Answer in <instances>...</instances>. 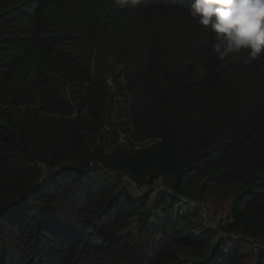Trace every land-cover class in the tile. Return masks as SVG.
<instances>
[{
	"label": "trees",
	"instance_id": "1",
	"mask_svg": "<svg viewBox=\"0 0 264 264\" xmlns=\"http://www.w3.org/2000/svg\"><path fill=\"white\" fill-rule=\"evenodd\" d=\"M214 42L191 0H0V264H264V56Z\"/></svg>",
	"mask_w": 264,
	"mask_h": 264
},
{
	"label": "clouds",
	"instance_id": "2",
	"mask_svg": "<svg viewBox=\"0 0 264 264\" xmlns=\"http://www.w3.org/2000/svg\"><path fill=\"white\" fill-rule=\"evenodd\" d=\"M135 7L142 0H115ZM191 15L214 34L212 49L220 61L247 53L264 56V0H191Z\"/></svg>",
	"mask_w": 264,
	"mask_h": 264
},
{
	"label": "rangeland",
	"instance_id": "3",
	"mask_svg": "<svg viewBox=\"0 0 264 264\" xmlns=\"http://www.w3.org/2000/svg\"><path fill=\"white\" fill-rule=\"evenodd\" d=\"M125 135L121 136V141L125 140ZM132 190H137L139 194L147 191V187L143 186L141 188H137L135 184L131 185ZM137 188V189H136ZM161 189H158V191ZM233 197L229 194L221 192V194L217 197L212 195H207L203 209L201 210L203 224L207 227L211 228H219L222 224H226L230 221V210L232 204ZM197 209V208H196ZM255 245L259 247H264L260 243H256ZM255 251L250 249L249 247L244 249V255L238 264H255Z\"/></svg>",
	"mask_w": 264,
	"mask_h": 264
},
{
	"label": "water",
	"instance_id": "4",
	"mask_svg": "<svg viewBox=\"0 0 264 264\" xmlns=\"http://www.w3.org/2000/svg\"><path fill=\"white\" fill-rule=\"evenodd\" d=\"M70 167V165H65V169H69Z\"/></svg>",
	"mask_w": 264,
	"mask_h": 264
},
{
	"label": "built area",
	"instance_id": "5",
	"mask_svg": "<svg viewBox=\"0 0 264 264\" xmlns=\"http://www.w3.org/2000/svg\"><path fill=\"white\" fill-rule=\"evenodd\" d=\"M258 244V243H257Z\"/></svg>",
	"mask_w": 264,
	"mask_h": 264
}]
</instances>
